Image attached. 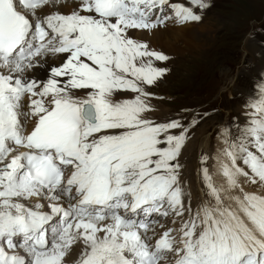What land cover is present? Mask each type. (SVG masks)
<instances>
[{
	"label": "snow or ice",
	"instance_id": "snow-or-ice-1",
	"mask_svg": "<svg viewBox=\"0 0 264 264\" xmlns=\"http://www.w3.org/2000/svg\"><path fill=\"white\" fill-rule=\"evenodd\" d=\"M188 3L0 0V264H66L73 246L74 264H264V196L237 180L264 188V81L224 142L226 187L202 152L195 202L180 157L207 114L151 118L169 57L132 33L201 22L209 5Z\"/></svg>",
	"mask_w": 264,
	"mask_h": 264
},
{
	"label": "rangeland",
	"instance_id": "rangeland-1",
	"mask_svg": "<svg viewBox=\"0 0 264 264\" xmlns=\"http://www.w3.org/2000/svg\"><path fill=\"white\" fill-rule=\"evenodd\" d=\"M172 2L191 6L188 0ZM205 2L209 6L203 11L201 22L183 26L169 23L166 28L152 32L134 30L132 33L134 39L148 42L151 49L162 51L169 57L165 62H155L156 67L167 68L168 72L148 88L155 97L151 103L156 105L151 118L163 122L176 118L177 114H183L187 120H191L193 114H207L191 130L188 145L183 148L190 153L189 163L195 167L192 172L194 191L190 185L186 190L194 195L193 199L200 187L197 173L202 152L209 156L204 166L208 167L212 178L214 175V184L226 187L218 166L213 174L216 153L227 146L223 139L230 144L239 134L237 124L246 122L244 113L249 111L244 104L257 91L258 82L264 81V0ZM195 11L200 12V9ZM201 131L203 134H199ZM196 137V145L190 146ZM204 137L207 141L205 147L201 140ZM250 150L255 152L254 148ZM238 164L248 171L242 162L238 161ZM242 179L246 177L242 176ZM246 192L264 196L259 189ZM225 203L235 206L232 201L226 200ZM160 223L165 228L173 226L170 219L160 218ZM157 229L163 231L159 225ZM77 249L73 246L66 263L74 262Z\"/></svg>",
	"mask_w": 264,
	"mask_h": 264
},
{
	"label": "bare ground",
	"instance_id": "bare-ground-1",
	"mask_svg": "<svg viewBox=\"0 0 264 264\" xmlns=\"http://www.w3.org/2000/svg\"><path fill=\"white\" fill-rule=\"evenodd\" d=\"M40 75L41 76H43L44 75V73L43 72H41L40 73ZM199 134H203V132L201 131ZM205 138L206 137H204V138H202L201 140H203L204 142V144H203V146L205 147L206 145H207V141L205 140ZM233 139V138H232ZM221 140V139H220ZM196 141H197V137L195 138V139H193L190 143H189V145L190 146H192V147H194L195 145H196ZM223 141V143H224V139L222 140ZM201 142V141H200ZM222 143V142H221ZM187 144V143H186ZM188 145V144H187ZM191 149V148H190ZM195 149V148H194ZM193 149V150H194ZM184 150V149H183ZM182 150V153H181V157H180V161H181V163L184 165V167L182 168V173H183V175H182V180H186L187 181V183H185L183 186H184V188H185V191L187 190V188L189 187V185H190V189H191V191L193 192L194 191V189L192 188V183H193V180H194V177H193V175H192V172H193V168H195L194 167V165H192L191 163H189V160L190 159H188V155L190 154H188V153H186V151H183ZM219 150V149H218ZM189 151V150H188ZM187 151V152H188ZM220 151V150H219ZM190 152H192V151H190ZM194 152H195V150H194ZM219 153V154H218ZM194 154V153H193ZM192 154V155H193ZM217 155V156H216ZM216 155H214V156H216V159H217V161H216V159H215V162H214V168H212L213 169V174H215V172H216V166H218L219 167V161L221 160H224L226 163H230L222 154H221V152H217L216 153ZM191 156V155H190ZM219 156H222L221 158H219ZM190 158V157H189ZM200 158V157H199ZM199 163V169L201 168V164H200V161L198 162ZM218 164V165H217ZM196 165V164H195ZM204 166V165H203ZM237 180H238V183L240 184V186L243 188V190L246 192V190H248V189H259V192H263V194H264V188H261L260 187V182L257 180V183L256 184H252V183H250V182H248L247 181V178L246 179H242V176H239V177H237ZM199 184L201 183V177H199ZM213 182H214V175H213ZM200 188V187H199ZM186 192H188V191H186ZM235 192H237V193H235ZM239 192V189H235L234 191H233V194H239L238 193ZM194 196V195H193ZM192 196V197H193ZM197 197V196H196ZM195 200H196V198H194L193 199V202H195ZM231 202V201H230ZM78 249V251H77V255L75 256V259H74V261L78 258V255H79V251H80V249H79V247H77ZM66 264H74V262H72V263H66Z\"/></svg>",
	"mask_w": 264,
	"mask_h": 264
}]
</instances>
